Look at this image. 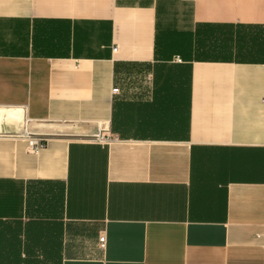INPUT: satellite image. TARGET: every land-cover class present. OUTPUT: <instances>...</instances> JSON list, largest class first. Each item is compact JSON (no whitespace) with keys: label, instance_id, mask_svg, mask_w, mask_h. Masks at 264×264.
<instances>
[{"label":"crops","instance_id":"0c3cea01","mask_svg":"<svg viewBox=\"0 0 264 264\" xmlns=\"http://www.w3.org/2000/svg\"><path fill=\"white\" fill-rule=\"evenodd\" d=\"M0 264H264V0H0Z\"/></svg>","mask_w":264,"mask_h":264},{"label":"built area","instance_id":"2783aa9c","mask_svg":"<svg viewBox=\"0 0 264 264\" xmlns=\"http://www.w3.org/2000/svg\"><path fill=\"white\" fill-rule=\"evenodd\" d=\"M113 51H116L115 48H113ZM175 61L179 62L180 59L175 58ZM112 94H117L118 93V89H112ZM105 131H102L100 129V131H98L96 134H94L91 138H89V142L91 143H96L99 145H107L108 142L110 141V138L105 135L104 133ZM23 137L25 138L27 145H28V149L32 152H36L38 149H40L43 144H44V139L42 137H34L29 135L26 131H24ZM98 243H99V247L100 248H104V244H105V239L104 236H99L98 238Z\"/></svg>","mask_w":264,"mask_h":264}]
</instances>
